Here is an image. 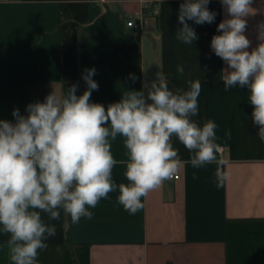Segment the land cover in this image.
Returning a JSON list of instances; mask_svg holds the SVG:
<instances>
[{
    "label": "crops",
    "instance_id": "0c3cea01",
    "mask_svg": "<svg viewBox=\"0 0 264 264\" xmlns=\"http://www.w3.org/2000/svg\"><path fill=\"white\" fill-rule=\"evenodd\" d=\"M183 0H0V120H13L35 103V83H50V93L78 84L86 88L85 68L95 67L99 90L90 102L107 107L121 94L141 90L158 74L169 77V87L187 89L199 79L200 126L217 124V153L225 180L216 186L217 163L180 168L181 178L166 180L141 198L143 207L130 215L117 203V192L101 199L91 219L72 224L61 210L56 235L38 252V264H264V142L252 124L253 107L247 88L224 90L221 58L210 48L217 25L224 19L219 0H210L217 16L212 24L195 25L193 45L178 41L175 31ZM155 6L160 7L153 16ZM245 35L255 47L256 27L264 21V0H253ZM137 18L138 29L127 27ZM185 73L177 78L176 66ZM134 73L133 83L128 76ZM180 158L189 152L173 138ZM117 160H126L123 138L112 142ZM125 165L113 168L115 183L128 181ZM197 179H193V173ZM8 236L0 234V264H10Z\"/></svg>",
    "mask_w": 264,
    "mask_h": 264
},
{
    "label": "clouds",
    "instance_id": "9594fccd",
    "mask_svg": "<svg viewBox=\"0 0 264 264\" xmlns=\"http://www.w3.org/2000/svg\"><path fill=\"white\" fill-rule=\"evenodd\" d=\"M224 19L210 42L212 52L225 64L221 80L226 92L247 88L253 107L252 124L264 142V21L257 24L252 47L245 35L247 17L253 11V0H219ZM210 0H183L179 4L175 31L178 41L193 45L199 39L189 22L212 24L217 13L209 9ZM185 67L176 66L177 78ZM95 67L85 68L82 79L86 88L77 95L79 85L65 92L49 93L43 102L29 103L22 114L12 110L13 120H0V234L8 236L10 264H38L39 250L56 235L54 224L62 212L72 224L81 218L91 219L101 199L117 192V203L130 215L142 207L141 198L170 180L184 163L194 169L217 163L216 186L225 180L217 159V124L207 120L202 126L193 119L198 115L199 79L186 81L187 89L169 87V77L158 74L141 90L121 94L118 102L107 107L90 102L99 90L93 79ZM133 83L134 73L128 76ZM120 136L126 149V160H117L112 142ZM176 138L189 152L183 161ZM125 165L128 183H115L113 168ZM193 173V179H197Z\"/></svg>",
    "mask_w": 264,
    "mask_h": 264
},
{
    "label": "trees",
    "instance_id": "16d2710c",
    "mask_svg": "<svg viewBox=\"0 0 264 264\" xmlns=\"http://www.w3.org/2000/svg\"><path fill=\"white\" fill-rule=\"evenodd\" d=\"M50 93V83L46 81H37L35 83L36 102H43L45 97Z\"/></svg>",
    "mask_w": 264,
    "mask_h": 264
},
{
    "label": "built area",
    "instance_id": "2783aa9c",
    "mask_svg": "<svg viewBox=\"0 0 264 264\" xmlns=\"http://www.w3.org/2000/svg\"><path fill=\"white\" fill-rule=\"evenodd\" d=\"M160 13V7L159 6H155V8L153 9L152 11V15L153 16H158ZM127 27L129 28H134V29H138L140 27L138 21H137V18H131L128 22H127ZM223 151V148L222 147H219V152L218 153H222ZM181 178V173L180 171L177 172V174L174 175V177L170 180H173V181H177Z\"/></svg>",
    "mask_w": 264,
    "mask_h": 264
}]
</instances>
